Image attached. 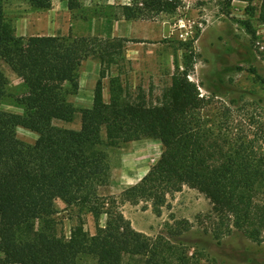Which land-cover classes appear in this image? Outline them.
<instances>
[{
    "label": "trees",
    "instance_id": "1",
    "mask_svg": "<svg viewBox=\"0 0 264 264\" xmlns=\"http://www.w3.org/2000/svg\"><path fill=\"white\" fill-rule=\"evenodd\" d=\"M27 1L36 10L51 6V0ZM180 3L131 0L109 6L108 15L150 19L173 14ZM77 7L78 0H67L69 10ZM127 41L17 36L0 0V60L24 86L22 113L3 110L7 78L0 69V264H189L179 247L164 236L135 230L120 210L122 203L143 202L159 216L168 197L183 186L209 200L214 239L237 231L252 242L264 241V135L246 137L240 130L228 134L205 123L198 86L187 77L191 54L185 56L184 70L171 74L157 102L142 91L131 92L120 73V65L128 61L122 50ZM88 58L99 63L91 104L80 110L79 128L60 126L57 121L70 122L75 116L65 95L78 89V69ZM226 122L227 127L233 123ZM16 126L35 132V141L20 140ZM145 138L162 143L158 159L138 182L123 188L119 200L99 195L98 188L109 178L107 149ZM57 200L76 219L68 237L55 219ZM84 214L95 221L92 234L84 227ZM178 223L169 226V235L180 234L184 223L186 231L191 229L187 221Z\"/></svg>",
    "mask_w": 264,
    "mask_h": 264
},
{
    "label": "rangeland",
    "instance_id": "2",
    "mask_svg": "<svg viewBox=\"0 0 264 264\" xmlns=\"http://www.w3.org/2000/svg\"><path fill=\"white\" fill-rule=\"evenodd\" d=\"M180 1L173 14L161 13L155 18L137 19L147 21L137 37H123L129 41L122 49L128 60L120 65L122 78L127 81L131 92L142 91L149 100L157 102L163 88L170 83L171 74L182 72L187 61L185 56L191 54L193 67L187 77L198 86L199 96L203 99L199 114L205 123L215 130L221 127L224 133L240 130L246 137L260 138L264 135L263 0ZM1 2L4 16L17 36L48 32L43 13L47 9L36 10L27 0ZM84 4L78 0V7L70 10L71 22L78 18L89 21L93 18L99 22L101 17H110L108 7H113ZM101 27L99 30L98 23L94 26L95 35L104 34V26ZM71 32L69 29L57 35L73 36ZM95 63H98L95 59L88 58L79 66L78 89L65 95V100L76 109L75 116L70 122L57 121L58 125L79 128L80 110L90 106L98 78ZM0 69L7 78L1 108L21 114L24 86L2 60ZM111 73L117 71L112 67ZM103 97L108 99V78L103 79ZM227 119L233 122L229 127L226 126ZM221 122L224 123L220 125ZM15 134L26 143H33L37 138L35 132L21 126L15 127ZM162 150V143L154 138L134 140L107 149L109 178L106 185L98 188V194L119 200L123 188L138 182ZM56 207L59 231L68 237L76 219L62 201L57 200ZM120 210L135 230L150 237L164 236L179 247L190 259L189 264H264V241L252 242L237 231L219 241L213 238L210 232L213 227L211 204L195 189L183 186L168 197V204L159 216L143 202L122 203ZM105 219L102 214L99 224L103 226ZM83 221L85 229L94 233L92 215L84 214ZM184 221L191 225L190 230L184 229V223L179 226L183 228L180 234H168L170 225Z\"/></svg>",
    "mask_w": 264,
    "mask_h": 264
},
{
    "label": "crops",
    "instance_id": "3",
    "mask_svg": "<svg viewBox=\"0 0 264 264\" xmlns=\"http://www.w3.org/2000/svg\"><path fill=\"white\" fill-rule=\"evenodd\" d=\"M89 6H97L100 4L104 5H126L130 4L131 0H82ZM70 10L67 8V0H51V6L45 12L46 17V25L49 27L47 33H32L31 35H57V33L61 32V34L69 31L72 29L73 36H81L80 34L83 33L84 35L89 36H97L94 32V26L98 23V29H102V25L104 26V34L98 35L103 37H126V38H133L137 37V34L145 25L146 20H126L123 18L114 19L101 17L99 22L95 19L91 18V20H83V19H76L73 22L70 21ZM31 15H33L31 13ZM60 15L62 17H60ZM38 16V14H36ZM37 18V17H36ZM60 18H62L60 22ZM64 18V19H63ZM67 19H69L67 21ZM66 20V21H65ZM152 23L153 21H148ZM61 23V24H60ZM107 27V28H106ZM37 28V27H36ZM38 29V28H37ZM36 29V30H37ZM146 37H150L147 35ZM95 69L99 72V63H95Z\"/></svg>",
    "mask_w": 264,
    "mask_h": 264
}]
</instances>
